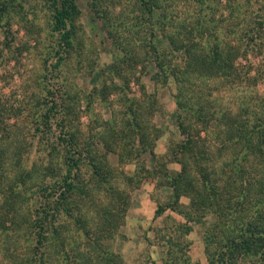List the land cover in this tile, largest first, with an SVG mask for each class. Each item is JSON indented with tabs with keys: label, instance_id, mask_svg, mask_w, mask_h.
I'll use <instances>...</instances> for the list:
<instances>
[{
	"label": "rangeland",
	"instance_id": "374dc122",
	"mask_svg": "<svg viewBox=\"0 0 264 264\" xmlns=\"http://www.w3.org/2000/svg\"><path fill=\"white\" fill-rule=\"evenodd\" d=\"M61 1L0 0V264H17L31 252L45 187L57 189L68 175L79 191L54 221L64 246L47 230L48 264H110L113 251L112 264H209L204 236L215 215L208 213V194L202 221L188 216L190 197L176 201L169 183L181 170L175 154L183 138L173 80L189 95L205 92L207 106L210 100L211 106L250 103L244 114L255 111L262 119L264 0H73L69 42L54 30ZM212 44L219 59L236 57L231 73L247 70L249 82L243 76L228 84L225 77H178L186 48L195 53ZM72 130L83 152L73 177L62 143ZM258 137L243 144V153L252 148L249 160L264 164V135ZM210 146L216 149L207 135L177 157L194 170L188 180L196 188H208L204 176L219 161ZM228 166L236 167L233 160ZM260 172L249 173L253 197L262 189ZM101 234L90 256L98 251L105 259L88 261L85 253ZM169 248L178 251L174 261ZM244 260L240 264H253Z\"/></svg>",
	"mask_w": 264,
	"mask_h": 264
},
{
	"label": "trees",
	"instance_id": "16d2710c",
	"mask_svg": "<svg viewBox=\"0 0 264 264\" xmlns=\"http://www.w3.org/2000/svg\"><path fill=\"white\" fill-rule=\"evenodd\" d=\"M74 8L73 0H62L54 8V30L64 35L63 39L65 42H69L72 39V34L67 28V20L71 18ZM210 36L212 35L210 34ZM213 40H216V37H213ZM170 42L173 45V38H170ZM190 48L185 49L184 66L181 67L182 71L178 75L180 79L187 82L190 80L192 73L205 79H208V77L217 79L225 77L227 81L225 84L235 80L238 76L244 77L243 82H249L251 79L248 77L247 70L244 71L243 75H237L235 69L234 73H231L230 68L232 64L234 65L233 62L236 57L219 59L217 45L212 44V46H209L208 51H203L202 48H199V51L196 50L195 53H189ZM152 49L154 54L157 53V50ZM164 65L163 62L159 63L162 68H164ZM115 67H117L116 64H114ZM164 69L162 70L163 72H165ZM236 69L238 70V68ZM173 81L175 89L174 102L177 109L176 119L183 136L179 143L180 152L177 151L175 154V159L180 161L181 170L174 176L172 175L169 180L173 189V197L176 201L183 195L190 197L191 204L189 209L192 214L190 215L189 213L188 216L198 215L199 219L202 220L206 216L202 210L206 206V195L208 194V213L211 212L215 215L214 223L208 224V234L204 236L206 256L209 264H240L241 262L244 263V259H252L253 264H264V175L258 181L261 182L259 187H262L260 190L262 191L261 194H263L262 198L260 191L258 196L249 195L251 189L255 188V181L248 178L249 173L261 174L260 170L264 169V164L256 162L254 156L249 160L251 153L254 151L252 148H245L246 152L243 153V144H253L259 138L258 136L264 135V116H262V119L257 118L255 111L251 114L252 118L244 114V112L250 113V110L247 109L252 107L250 103L249 105L239 104V106H234L233 104V107L232 105L218 106V103L215 102V105L212 104L211 106V100L208 97L210 101L207 106L201 102L207 97L205 92L200 94L192 92L189 95L187 90L180 86V81L175 79ZM108 97L107 94L106 99ZM203 132L206 136L208 135L211 143L214 146L216 145V149L210 146V151L219 152V161L217 160V163L214 162L215 170L212 173L208 172V177L204 176V181L207 182L208 188L205 185L196 188L188 180L194 170L190 169L191 166H188L187 162L177 157L180 154L184 156L186 153H190L189 150L194 147L196 140L206 137L201 136ZM260 132L263 134H260ZM66 135L67 137L62 139V143L66 146L64 155V159L67 160L66 173H70L73 177L75 174L74 170L79 169V159L83 152L80 142L77 141L75 130L67 132ZM230 160L235 162L236 167L228 166V161ZM246 160L249 166L245 164ZM89 161L93 167L94 174L99 175L100 170L93 163L94 160L91 158ZM210 161L211 159L208 156V166ZM246 167H249L251 172L244 173ZM69 176L64 178L57 189L54 188L56 190L50 186L45 187L48 193L44 195L46 202L44 201L39 205L33 218L37 244L31 247V252L29 250L25 257L19 258L17 264H48L50 256L43 245L47 239V230L50 228L56 234L54 241L57 246H64V241L59 235L61 233L60 224L54 226V221L59 217L60 210L64 211L66 209L67 205L65 203L70 200L73 191H79L78 185L74 181H70L68 179ZM191 180L193 181L194 178ZM187 181L188 184L186 183ZM191 185L194 187L193 189ZM206 189L208 192H206ZM56 193L57 195H55ZM81 193L87 195V193ZM249 196L251 197L249 198ZM47 198L48 200H46ZM261 206H263L262 209L260 208ZM112 213L109 208L107 214L111 216ZM117 213L118 211H115L114 214L116 215ZM99 219L97 224L101 221ZM96 228L99 230L98 226ZM101 235L94 238L96 247L87 249L89 253H85V255L88 261L94 256H90L91 252L99 249V239L104 236L103 234ZM86 243L91 245L89 241ZM169 243L173 244L172 242ZM4 250L6 251L7 248L5 247ZM168 251L167 255L174 261V254L178 251L172 248H169ZM80 254L84 256L82 252ZM111 254L113 257L111 256L112 258L109 259L110 264L116 261L118 257L114 251ZM94 257L100 261L105 259L98 251Z\"/></svg>",
	"mask_w": 264,
	"mask_h": 264
}]
</instances>
